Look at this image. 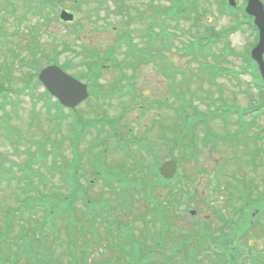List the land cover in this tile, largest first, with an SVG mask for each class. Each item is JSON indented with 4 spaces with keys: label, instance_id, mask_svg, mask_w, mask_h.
Listing matches in <instances>:
<instances>
[{
    "label": "rangeland",
    "instance_id": "374dc122",
    "mask_svg": "<svg viewBox=\"0 0 264 264\" xmlns=\"http://www.w3.org/2000/svg\"><path fill=\"white\" fill-rule=\"evenodd\" d=\"M173 1H175L174 4ZM235 1L238 6H242L244 0ZM260 1L264 5V0ZM39 2V0H0V28H2L0 32L5 35L6 40L1 41L2 44H0V63L4 60L5 63L14 60L15 57L12 53L14 51L19 55L18 57L26 61L28 58L34 57L39 64L46 63L47 59L58 58L59 64H67L68 62L69 73L82 75L86 72L82 62L87 60L86 57L81 56L83 49L89 50L98 58H102L107 48L112 47L111 59L116 62H126L120 70L123 75L118 74L113 67L100 69L97 93L99 100L90 98L88 103H84L78 108L79 115L85 122L92 124L96 121L95 127L90 128V133L85 140H81V149H86L88 141L98 140L104 143L106 141L111 152L107 154L106 158H102V162L113 165L109 169L126 171L133 178L140 176L143 172V176L146 177L148 172L152 170L151 163H159V160H152L149 150L155 148L159 157H165L166 152L170 154L169 143L175 136L170 133V130L164 132L163 128L172 126L173 119L178 121L174 114V107H182L187 115H192V108L203 113L209 108L212 110L214 103V106L219 105L220 109L230 110L238 115L239 111L232 106L242 109L250 108L251 99L249 95L252 94L256 98L258 96L250 76L243 74L234 79L229 72L224 73L222 71L220 75H215V71L207 70L208 64L213 65L215 70L238 72L241 65L244 64L243 56L255 38L254 34L248 32L246 27L243 28L244 32L236 31L226 38H215L208 32L210 29L221 32L235 23V16L229 17L225 13H220L222 0H120V3H116L115 0H61L63 9L71 12L77 20L75 27L58 22L60 10L46 8L40 11ZM191 3L195 4L198 13L204 12L201 17L195 18L192 12H190L189 19H183L180 15V18H176V20L169 17L171 12L176 11L178 4L181 7H187ZM119 6L121 9L122 6L124 7L119 11L117 9ZM13 9H17L16 16L18 18L16 19L18 21L11 14ZM114 28H119V34L112 32ZM197 33L206 34L211 42L208 43L206 40L209 45L208 53L206 55L197 53L196 59L193 60L191 59L192 52L188 51L187 47L194 41ZM129 38H133V42H137V45L144 49V55H139L136 52L135 54L131 53L129 46L131 42L128 44ZM63 41L65 46L59 44ZM68 49H77L79 53L74 54ZM10 50L11 52H9ZM123 54L129 55L124 56ZM151 61L164 64V68L169 74H172L170 76L172 78L153 70ZM202 62H206V64ZM109 64H111L110 60ZM19 71L23 72L25 77L23 73L18 77L20 72H14L13 88L18 87L19 84L22 85L23 83L19 80L28 78L33 72L27 66L19 67ZM212 77H214L213 81L208 82V79ZM116 83L124 85L126 91V84L132 86L137 92V97L141 95L142 99L137 98L133 101L128 97V93H125V96L120 100H104L103 96L112 91ZM176 93L183 98L174 100L170 97L169 109L165 108L168 113L164 116L157 114V109H164L163 106L160 108L153 106L145 112H139L134 107L135 104H144L155 99L162 100L163 95L175 96ZM10 98L14 104L18 101V105H16L18 106L17 116H15L12 124L15 128L14 134L19 137H13L12 142L9 143L0 136V164L2 169L15 174L16 177L21 175V170H28L30 175L36 173L33 178L35 184L38 182V177L46 178L54 184H64V182L58 181L55 175L47 174L46 169L41 167L40 161L30 163V158L39 157L41 154L46 164L51 162L56 167L70 164L71 155L67 140L66 138L62 139L61 135L58 134L60 131L66 136L72 132L68 130L70 118L67 117L65 122L60 124L58 131V123H50L44 120L46 108L43 102L34 106L29 96L11 95ZM7 108L8 110L13 109L12 106ZM129 108L132 109L129 110ZM53 112L54 109H51L50 113ZM31 117L34 122L28 126L27 124L31 123ZM230 117V121L226 120L225 123L219 119L210 122L211 135L220 136L219 139L223 141L211 138L208 144L202 141L203 131L201 128L194 126L193 123L190 124L188 138L183 139V142L188 140L192 133L198 135V140H195L194 145L192 142L181 144L179 148L172 151V155L179 159V153L182 151L186 152L187 156L197 151L198 159L196 163H194L195 161H179V166L182 165V167L178 168L177 182L172 186H164L162 189L158 186L154 189L155 191L151 195L160 201L158 210H154L150 204H145L140 200L141 196L144 197L145 195L138 196L136 193L130 192L128 193L129 203L127 207L132 214L124 212L125 202L120 198L114 201L112 194L110 195L109 190L103 185V181L92 180L95 179L93 177L95 174L90 167L89 162L92 161L90 155L88 164L79 163L78 182L87 189L89 198L94 200V204L102 197L110 199L111 204L109 205L113 209L112 213L122 227L117 230L111 226L109 232L106 222L115 221L112 217H107V221L100 218L94 224L82 218L85 223L78 221L77 228L80 230L82 225L86 226L93 233L91 237L94 240L90 237H83L80 233V238L76 240L80 249L70 248L71 250L65 253L67 234L61 239L63 245H58V240H51L50 236H47L48 233H43L44 236H42L37 231H33L36 233H33L34 238H31L30 241L32 243L31 249L37 250L39 248L41 243H38L36 239L46 241L45 236H47V246L51 245L50 250L55 254L52 257L49 256L53 264L69 262V255L71 259L79 257L78 253H81L84 247L85 253L87 252L89 256L88 264H126V257L122 256L120 251L111 247L107 249V246H111L115 241V236H119L122 239V246L118 241L116 244L125 253L140 254L138 242H143L144 248L146 247V252L143 254L146 255L149 250H152L155 243H160L156 252H152L148 256L149 260L153 262L146 264H223V260L217 258L219 255L215 257L216 250L213 249L212 251L210 244V247L207 243L205 245V241L200 246L201 253L193 250L196 244L193 241L196 239L194 234L202 233L204 238L205 233H212L211 236L215 237L223 247H226L227 241L229 243L233 241L232 246L241 255L237 264H253L252 260L255 257L261 258V261L264 262V236L258 228H256L255 236H246L248 231L242 229L241 225L240 228L228 232V236L222 239L216 235L219 228L228 229V227H222L223 224L221 225L220 220L231 221L230 211L233 204L236 209H239L242 204H264V163L260 170L254 173L252 167L241 164L242 161L239 160L243 154L250 152L254 147L264 149V143L257 141L255 144H250V142L248 148L239 144V148H235V152L232 153V148L227 139L232 141L231 137L237 134L238 129L236 125H233L237 116ZM242 121L245 122L243 123L244 126L256 122L246 132L249 137L254 136L256 128L264 127V115L259 113L244 116ZM113 122H118V131L126 138L129 136L125 129L127 125L133 128L134 134L148 138L149 144L144 143L148 151L139 152L131 147L132 150H136L135 155L132 157L122 156L115 149L116 144L112 139L111 127L108 126ZM175 128L177 131L181 130V127H173V129ZM237 137L240 138L241 136L238 135ZM39 143L44 146L42 153L38 151ZM97 149L101 152L100 147L95 150ZM230 155L234 160L229 159ZM122 158L127 161H122ZM242 158L246 161L249 156L243 155ZM235 161L241 165H237ZM102 162L101 158L96 161L100 167L104 165ZM115 164L117 165L115 166ZM118 165H121L122 169ZM104 167L106 166L104 165ZM227 171L232 172L231 175L243 179L239 189L228 186L234 182L225 175ZM221 173L223 176L220 177ZM212 174L216 176H212ZM211 179L215 182L210 181ZM192 180L194 183L191 182ZM89 181L94 182V185L90 186ZM4 185L5 183L2 184L3 189L0 192V205L7 208L11 203V197L9 198L7 194L12 193V191L6 189ZM209 193L213 194L212 199H210ZM147 197L149 196L147 195ZM168 197L174 200L172 210L169 209V204H166ZM78 204L80 203H77L76 206L80 207V210L84 209L83 205ZM96 205L99 206L98 203ZM250 208L251 205H245V213L240 215L249 217ZM192 210L195 211L194 216L189 214ZM162 211H164L163 216H161ZM215 211L220 214V218H216ZM142 215L151 219L150 223H140V219L135 220ZM238 217L234 216L231 219ZM164 219H171V221L166 224L165 228H162L157 221ZM260 219L264 220L263 214H261ZM211 227L212 232L210 231ZM238 232L239 234H237ZM169 233L172 234L174 242L168 241ZM237 235L242 238L239 239ZM100 237H102L101 242ZM71 238L74 236L72 235ZM87 241L93 243L87 245ZM182 241L186 243L187 248L183 249L184 251L179 256L178 249ZM16 253L14 249L12 257L0 256V263L6 258L4 264L28 263L24 258L21 257L19 260L17 255V257L14 256ZM143 254L140 255L145 262L146 258ZM106 256H110V263ZM231 257L233 261L236 259V256ZM54 259L59 262L54 261ZM36 262L38 263V261ZM43 263L47 264V259L43 258ZM79 263L83 264L81 260ZM79 263L76 262V264Z\"/></svg>",
    "mask_w": 264,
    "mask_h": 264
},
{
    "label": "trees",
    "instance_id": "16d2710c",
    "mask_svg": "<svg viewBox=\"0 0 264 264\" xmlns=\"http://www.w3.org/2000/svg\"><path fill=\"white\" fill-rule=\"evenodd\" d=\"M7 1V0H6ZM40 2L38 3L39 4V9L40 10H42L44 7H50V8H53V7H58L59 5H60V1L61 0H39ZM57 1V2H56ZM174 2L175 1H173V4H174ZM183 2V1H182ZM182 2H180V3H182ZM43 4V5H42ZM172 4V5H173ZM176 6V5H175ZM182 7L181 6H179V4L177 5V8L175 9L176 11L174 12V13H178V12H180ZM169 10V9H168ZM173 12H171V14H173ZM16 13H17V9H13L12 10V16H13V18L15 19V20H17L18 21V19H16V18H18L17 16H16ZM0 30H2V28H0ZM116 32L118 33L119 32V28H116ZM14 33V32H13ZM15 34V33H14ZM119 34V33H118ZM1 41H6L5 40V36H4V34L2 33V32H0V44H2L1 43ZM130 42H128V44H129ZM132 45V44H131ZM129 45L130 46V48H131V53L132 54H135V52L136 53H138L139 55H144L143 53H141V50L140 49H138V48H136L134 45ZM142 49V48H141ZM113 51V48L112 47H108L107 48V50H106V52H105V54H104V57H102V58H98V57H96V56H91V58L89 59L88 58V56H86V58L89 60V63H88V71L90 72V73H92V74H96V73H100V69H101V66L103 65V64H105L107 61H109L111 58H112V52ZM9 52H11V50L9 51ZM12 53L14 54V57H15V59L14 60H11V62H9V63H5V60L2 62L3 63V66H2V68L0 67V96H1V98H2V103H4V105H5V103H7L6 102V99L8 98V95L10 94V93H13L14 92V90H16L15 88H20V89H25L26 87H32L31 86V80H32V77H31V75L28 77V78H26L27 79V83H26V86H24L23 84L21 85V84H19L18 85V87H12V85H13V83H11V80L10 79H12V78H14V76H13V72L14 71H17V72H20V74H19V77L21 76V74L23 73V72H21V71H19V67H24V66H27V67H29V68H31V69H36L37 67H38V60L37 59H35L34 57L31 59V57L30 58H28L27 59V61L26 60H24L23 58H21V57H18L19 55H17V52H14V51H12ZM111 54V55H110ZM124 55V54H123ZM125 55H127V54H125ZM124 55V56H125ZM129 55V54H128ZM127 55V56H128ZM17 58H19V59H17ZM101 59H103V60H101ZM14 61H15V63H14ZM13 62V63H12ZM16 62H17V65H16ZM115 63H116V65H117V70L119 71V72H121L120 70H121V68L123 67V65H124V63H126V62H121V61H114ZM131 63H133L132 61H131ZM4 66L6 67V68H4ZM18 67V68H17ZM23 76L25 77V74L23 73ZM22 80H19V82H22V83H24V82H26V79L25 78H21ZM14 86V85H13ZM124 88V86L123 85H119V86H114L113 87V89L114 90H121V89H123ZM130 88H132V86H129L128 85V89H130ZM19 90V89H18ZM20 91V90H19ZM262 98H264V96L262 97ZM260 103L264 106V99L263 100H261L260 101ZM56 108H58V106L57 105H54ZM212 118H214V116L212 115L211 116ZM51 119V118H50ZM193 125L194 126H197V123H193ZM179 126V125H178ZM239 127H240V129H242V130H246V129H249V126L247 125V126H244L243 125V123H241V124H239ZM239 129V128H238ZM239 129V130H240ZM190 131V124L188 123V122H185V123H183L182 124V126H181V130H180V132L179 133H177V139H176V146L177 147H179L181 144H183V143H187V142H192L193 143V145H194V142H195V139H194V134H193V136H191L190 135V138L188 139V140H186V141H184L183 142V139H185V138H188V136H187V134H188V132ZM242 132V131H241ZM205 136H206V139H210V138H212L213 136L210 134V133H205ZM235 136H237V134L235 135ZM234 136V137H235ZM233 137H231V139H232ZM228 140V144L229 143H232V141H233V139H232V141L228 138L227 139ZM238 144H239V141H236L235 143H234V146H238ZM231 147L233 148V144L231 145ZM232 152H233V150H232ZM195 153H197V151L195 152ZM197 158H198V155L194 158V161L196 162L197 161ZM42 221L44 222V223H46V221H47V219H46V217H43L42 218ZM17 228H18V233L17 234H15L14 235V237L18 240V241H21V243L20 244H18L20 247H19V250L20 251H22L23 253L22 254H26V252H27V254H28V256H31V261L29 260V263L30 264H38V263H40V264H42L43 262H42V259H43V257L45 258V259H47V257L48 256H46L45 254H44V252H45V247H43V250L41 251V249H39L38 250V253H36L35 251H33V250H31V251H29L28 250V247L27 246H29L28 244H29V242H28V240H27V229L29 228H24V227H19V226H17ZM12 230H14V227H13V229ZM12 230H10L9 232H11ZM30 231V230H29ZM5 236H6V234H4ZM3 239H5L4 237H3ZM2 239V240H3ZM0 242H1V240H0ZM2 250H1V248H0V252H1ZM48 253H51L50 252V250L49 251H47ZM9 256H11L12 257V254H11V252H9V254H8ZM148 257V256H147ZM38 260V263L36 262ZM135 262H133V264H143V259H142V256L141 255H137V257L135 258V260H134ZM1 264H3V263H1Z\"/></svg>",
    "mask_w": 264,
    "mask_h": 264
},
{
    "label": "water",
    "instance_id": "95a60500",
    "mask_svg": "<svg viewBox=\"0 0 264 264\" xmlns=\"http://www.w3.org/2000/svg\"><path fill=\"white\" fill-rule=\"evenodd\" d=\"M229 4L235 6L234 0H229ZM245 12L254 17V24L260 32L258 45L251 52V55L258 63L260 73L264 79V63L262 61L264 52V9L258 0H247ZM61 18L71 20V17L66 16L65 13L61 14ZM39 77L45 83L49 92L67 107L76 106L86 97L84 86L74 82L55 68L42 71ZM175 168V161L167 162L160 168V173L165 178H171L174 175Z\"/></svg>",
    "mask_w": 264,
    "mask_h": 264
},
{
    "label": "bare ground",
    "instance_id": "6f19581e",
    "mask_svg": "<svg viewBox=\"0 0 264 264\" xmlns=\"http://www.w3.org/2000/svg\"><path fill=\"white\" fill-rule=\"evenodd\" d=\"M76 120L79 121V118L76 117ZM71 234L74 236V238L71 239V241L69 242L67 240V238L65 239V244H66V248L70 246V244H72V246H78V244L76 243V240H78V238H80V232H71ZM4 240H1L0 243H3ZM59 245H63V243L61 241L58 242Z\"/></svg>",
    "mask_w": 264,
    "mask_h": 264
}]
</instances>
